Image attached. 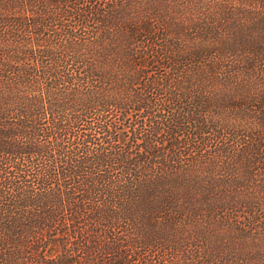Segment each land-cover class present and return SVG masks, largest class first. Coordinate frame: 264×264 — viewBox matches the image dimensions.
Here are the masks:
<instances>
[{"label": "trees", "instance_id": "obj_1", "mask_svg": "<svg viewBox=\"0 0 264 264\" xmlns=\"http://www.w3.org/2000/svg\"><path fill=\"white\" fill-rule=\"evenodd\" d=\"M0 264H264V0H0Z\"/></svg>", "mask_w": 264, "mask_h": 264}]
</instances>
